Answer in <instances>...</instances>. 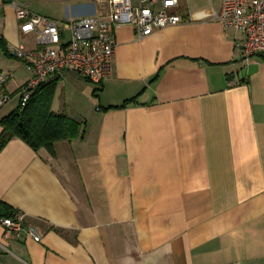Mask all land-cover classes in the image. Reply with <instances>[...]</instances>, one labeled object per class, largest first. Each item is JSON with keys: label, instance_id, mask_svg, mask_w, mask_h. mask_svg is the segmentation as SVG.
Segmentation results:
<instances>
[{"label": "crops", "instance_id": "0c3cea01", "mask_svg": "<svg viewBox=\"0 0 264 264\" xmlns=\"http://www.w3.org/2000/svg\"><path fill=\"white\" fill-rule=\"evenodd\" d=\"M222 1L181 0L183 22L142 39L121 27L101 85L59 76L52 110L81 133L55 157L21 139L0 153V217L27 215L12 241L0 223V264H264V55L244 61V35L214 19ZM15 4L66 31L100 12L95 0H0V38L28 50ZM15 73L0 68L10 102ZM10 102L0 120L21 97Z\"/></svg>", "mask_w": 264, "mask_h": 264}, {"label": "built area", "instance_id": "2783aa9c", "mask_svg": "<svg viewBox=\"0 0 264 264\" xmlns=\"http://www.w3.org/2000/svg\"><path fill=\"white\" fill-rule=\"evenodd\" d=\"M100 12L92 17L67 21V31L60 21L30 12L15 4L19 30L23 36L35 37L36 48L28 50L24 44L9 45L14 57L24 61L33 77L19 89L25 107L32 93L52 77L74 72L93 84L101 85L114 74L117 48L116 32L123 26H133L139 38L183 22L175 13L181 0H95ZM214 19L226 28H233L245 37L241 45L244 61L249 65L258 55H264V0H223L213 10ZM11 74L0 76V110L12 99L4 93ZM27 215L18 212L11 217H0L4 238L12 241L26 229ZM27 235L42 241L34 227Z\"/></svg>", "mask_w": 264, "mask_h": 264}, {"label": "trees", "instance_id": "16d2710c", "mask_svg": "<svg viewBox=\"0 0 264 264\" xmlns=\"http://www.w3.org/2000/svg\"><path fill=\"white\" fill-rule=\"evenodd\" d=\"M8 46L0 38L2 52L16 58L10 53ZM59 79V76H55L40 85L34 90L25 107L21 100L20 106L14 112L0 120V126L4 128L0 137V153L12 140L21 139L36 152L45 149L55 157L57 143L79 137L81 125L66 113H56L52 110ZM130 103L131 101H126L124 105L113 108H125ZM13 215L11 213L8 216Z\"/></svg>", "mask_w": 264, "mask_h": 264}, {"label": "rangeland", "instance_id": "374dc122", "mask_svg": "<svg viewBox=\"0 0 264 264\" xmlns=\"http://www.w3.org/2000/svg\"><path fill=\"white\" fill-rule=\"evenodd\" d=\"M0 68L1 70H13L14 72L16 71V77L15 79L12 81V85L11 87L14 88L16 85L21 84L20 86H24L29 80H27L29 78V72H27L25 70V68H21V64H20V60L17 58H13V57H9L6 54L0 53ZM5 68V69H3ZM20 88V87H19ZM60 96V102L61 103V94H59ZM20 99L19 96L15 97L14 100L12 102H10L9 107L12 106L14 103H16L18 100Z\"/></svg>", "mask_w": 264, "mask_h": 264}, {"label": "water", "instance_id": "95a60500", "mask_svg": "<svg viewBox=\"0 0 264 264\" xmlns=\"http://www.w3.org/2000/svg\"><path fill=\"white\" fill-rule=\"evenodd\" d=\"M8 3H10L11 2V0H6ZM0 210L2 211L3 209L0 207Z\"/></svg>", "mask_w": 264, "mask_h": 264}]
</instances>
